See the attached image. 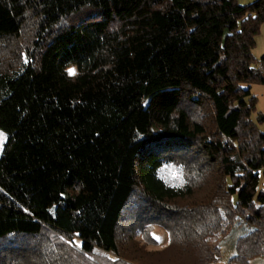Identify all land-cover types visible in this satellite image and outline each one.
Instances as JSON below:
<instances>
[{"label":"trees","instance_id":"trees-1","mask_svg":"<svg viewBox=\"0 0 264 264\" xmlns=\"http://www.w3.org/2000/svg\"><path fill=\"white\" fill-rule=\"evenodd\" d=\"M263 23L264 0H0V264L264 255Z\"/></svg>","mask_w":264,"mask_h":264},{"label":"rangeland","instance_id":"rangeland-1","mask_svg":"<svg viewBox=\"0 0 264 264\" xmlns=\"http://www.w3.org/2000/svg\"><path fill=\"white\" fill-rule=\"evenodd\" d=\"M253 0H237L240 4H248ZM256 44L255 47L252 50L253 56L255 58L254 66L259 68L260 70H263L261 58L264 57V23L261 24L259 27L257 33H256ZM250 90L254 96L257 98V112L253 114L252 119L257 123L258 128L264 133V119L262 121H258L257 114L260 113L264 116V84L259 83H253L250 85ZM0 132H2L0 130ZM3 133V132H2ZM3 147V146H2ZM2 147H0V154L2 151ZM261 181L259 185V189L263 187L264 184V177L261 176ZM223 222L216 228V236L209 237L207 239L208 245H210L212 248L216 245V243L219 241L221 234H228V235H237L236 232H234L226 217L223 216ZM153 236L159 237V239H156L158 242V247H163V245H166L168 241L167 233L164 231L162 227L156 226L153 231ZM233 249L231 247L226 248V253L215 263L213 264H237V263H229L227 260V253H231ZM248 264H264V255L256 256L252 258Z\"/></svg>","mask_w":264,"mask_h":264},{"label":"snow or ice","instance_id":"snow-or-ice-1","mask_svg":"<svg viewBox=\"0 0 264 264\" xmlns=\"http://www.w3.org/2000/svg\"><path fill=\"white\" fill-rule=\"evenodd\" d=\"M68 72H69V75H75V69H69ZM6 139H7L6 135L0 132V147L3 146ZM156 239H159V237H156Z\"/></svg>","mask_w":264,"mask_h":264}]
</instances>
